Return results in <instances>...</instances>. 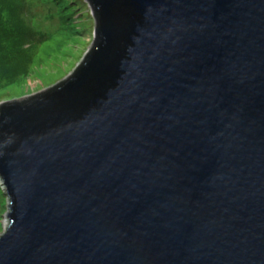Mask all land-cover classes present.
I'll return each instance as SVG.
<instances>
[{
	"label": "water",
	"instance_id": "95a60500",
	"mask_svg": "<svg viewBox=\"0 0 264 264\" xmlns=\"http://www.w3.org/2000/svg\"><path fill=\"white\" fill-rule=\"evenodd\" d=\"M82 66L0 108V264H264V0H86Z\"/></svg>",
	"mask_w": 264,
	"mask_h": 264
},
{
	"label": "rangeland",
	"instance_id": "374dc122",
	"mask_svg": "<svg viewBox=\"0 0 264 264\" xmlns=\"http://www.w3.org/2000/svg\"><path fill=\"white\" fill-rule=\"evenodd\" d=\"M13 3L0 23V108L39 95L69 79L96 42L95 14L86 0H0ZM9 203L0 180V236L8 229Z\"/></svg>",
	"mask_w": 264,
	"mask_h": 264
},
{
	"label": "trees",
	"instance_id": "16d2710c",
	"mask_svg": "<svg viewBox=\"0 0 264 264\" xmlns=\"http://www.w3.org/2000/svg\"><path fill=\"white\" fill-rule=\"evenodd\" d=\"M8 4H2L0 2V23L3 22L5 20V17H6V14H7V9L10 7V6H13V3L11 1L8 2ZM1 32V31H0ZM14 50H12L11 47L7 46L6 49H0V62H4L6 60V58H8V54L10 52H12Z\"/></svg>",
	"mask_w": 264,
	"mask_h": 264
}]
</instances>
